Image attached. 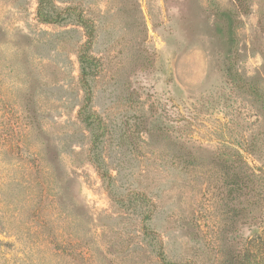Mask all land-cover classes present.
<instances>
[{"label":"rangeland","instance_id":"obj_1","mask_svg":"<svg viewBox=\"0 0 264 264\" xmlns=\"http://www.w3.org/2000/svg\"><path fill=\"white\" fill-rule=\"evenodd\" d=\"M53 2L75 12L46 25L37 0H0V264H159L144 226L169 261L224 264L250 222L225 148L264 142V0ZM80 21L101 126L78 117Z\"/></svg>","mask_w":264,"mask_h":264},{"label":"trees","instance_id":"obj_2","mask_svg":"<svg viewBox=\"0 0 264 264\" xmlns=\"http://www.w3.org/2000/svg\"><path fill=\"white\" fill-rule=\"evenodd\" d=\"M37 4V20L46 25L62 23L66 20V17H63L64 13L72 10L71 8L65 11L58 10L53 0H37ZM72 11L75 12L74 9ZM80 22L87 30L88 41L78 57L82 70L81 84L86 90L84 104L79 110L78 117L82 123L89 127L97 124L101 126L100 117L91 108L92 96L89 83V78L96 73L93 70L98 67L96 59L89 55L94 30L86 21ZM252 95L256 102L264 107V96L261 91L256 88L252 91ZM238 140L236 145L228 143L230 146H226L225 149L229 147L230 149L225 151V156L222 157L225 170L224 185L227 188V196H234L239 200V208L235 211V216L240 217L241 220L247 218L250 222L249 226L242 223L237 228L236 240L225 250L224 264H264V142L256 137L251 139L242 137ZM102 175L104 179L107 176L106 173H102ZM107 187L112 189L110 178ZM138 198L141 199L142 207L149 206L150 201L146 196L139 195ZM115 200L118 203L122 201V199ZM146 212L148 211L146 210ZM147 218L148 216H145L144 221H147ZM247 227L249 235L244 233ZM142 235V241L146 245L144 246L152 248L159 264H179L166 258L163 243L154 231L144 226ZM25 261L24 259L20 264H27V262L24 263Z\"/></svg>","mask_w":264,"mask_h":264}]
</instances>
